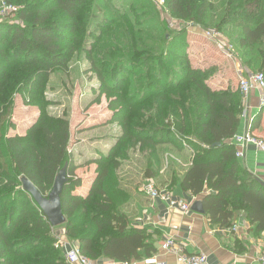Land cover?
<instances>
[{
    "label": "trees",
    "instance_id": "trees-1",
    "mask_svg": "<svg viewBox=\"0 0 264 264\" xmlns=\"http://www.w3.org/2000/svg\"><path fill=\"white\" fill-rule=\"evenodd\" d=\"M6 1L20 6L16 15L22 24L0 21L1 99L23 89L35 98L48 75L66 65L79 41L83 47L91 43L87 58L99 80V95L114 97L108 104L110 122L120 123L122 130L107 154L89 161L97 168L84 195L78 193L82 178L76 176L78 166L67 150L70 128L65 117H50L38 104L41 114L25 136L4 138L0 133V264H68L53 245V227L20 182L26 177L46 196L65 163L67 179L60 194L64 235L78 243L79 252L92 260L125 263L155 253L151 234L132 227L118 203V196L125 201L128 195L116 177L117 156L131 147L147 155L152 172L146 170V175L153 180L159 149L164 148L163 158L188 151L190 164L179 179L172 175L171 185L178 181L194 196L207 190L202 204L211 223L229 227L233 211L242 210L264 234V186L241 166L230 141L238 132L242 100L237 90H212L207 84L210 71L189 64L186 30L166 31L158 18L154 26L132 23L131 9L118 18L102 10L101 0ZM132 1L128 8L137 2L143 14L155 17L151 0ZM164 6L174 20L204 29L211 25L210 0H164ZM213 25L223 32L240 27L236 41L256 50L261 70L256 72L264 74L259 43L264 40V0H229ZM148 30L158 38L145 34ZM116 37L118 44H109ZM105 47L111 51L96 60L93 50ZM244 64L249 68L252 60ZM261 115L251 122L250 133L256 137Z\"/></svg>",
    "mask_w": 264,
    "mask_h": 264
},
{
    "label": "rangeland",
    "instance_id": "rangeland-1",
    "mask_svg": "<svg viewBox=\"0 0 264 264\" xmlns=\"http://www.w3.org/2000/svg\"><path fill=\"white\" fill-rule=\"evenodd\" d=\"M128 1L101 0V7L103 11H109L113 16H118V18L124 12H128V9H131L133 16L132 23L137 24L138 22H142L146 27L151 26V24L154 26L157 23L156 18H158L165 26L163 28L166 31L186 30V42L188 45L185 51L188 54L189 64L192 67L210 71L211 75L207 82L211 81L212 84V81H216L219 66L225 64L222 58L230 59L221 53L212 41L208 40V37L205 35L207 31L217 32L221 43V50L231 54L237 61H241L242 65L245 60L251 59L252 65L249 68L244 64L249 71H261L256 50L253 49L251 51L247 46L241 47L236 41L240 35V27L235 26L234 29L233 27H229L228 29L230 30L223 32L213 25L223 14V9L228 6L229 0H210L213 7L210 15H213V17L209 20L211 25L206 29L199 25L174 20L164 8V0H151L155 6L153 10L155 11V17H150V13L148 15L143 14L142 9L137 7V2H133L134 0L132 1V7L128 8ZM231 1L233 2V0ZM104 2L106 4H103ZM7 22L22 24L17 18L16 13L10 15ZM145 34H151L155 38L159 36L158 33L153 34L151 30L145 31ZM107 39H109L108 36ZM114 41L118 44L119 39L117 37L110 39L109 44H114ZM261 42L260 48H264V40L262 41L261 39L259 43ZM81 43L83 41H79L76 52L69 57L63 68L53 70L48 75L47 80L43 82L35 98L29 95V89L12 93L6 101L0 97V107L2 108L0 110V124L2 126L0 133H3L4 138L25 136L27 129L41 114L38 104H43L46 114L50 117H65L68 120L70 128V139L67 150L78 166L75 174L81 177L83 182L78 193L85 194V189L82 187L89 186L93 179L94 171L97 168L96 163L89 164V161L108 153L116 138L120 135L122 127L118 122H110L112 113L108 108V104L114 97L107 96L104 93L99 95V80L92 68L91 60L87 58V51L90 50L91 43L84 44V47ZM117 46L119 48L122 45ZM202 50H204L205 55H203ZM110 51L109 47L100 50L95 48L92 56L98 60L103 54L106 55ZM112 51L117 50L112 49ZM246 52L249 53L246 55ZM97 66H99V62L94 63V67ZM104 70L105 68L103 72ZM235 90L238 91V95L243 100L238 90L237 80ZM242 117L243 115L241 114ZM125 149L117 156L119 164L115 173L119 181V187L128 195L127 199L123 200L124 202L121 196H118V203L120 209L128 214L131 212L133 199L136 197L139 187H141L143 181L148 177L146 170L152 172V169L151 165L149 166L146 154L139 152L135 147ZM124 153H128L127 157ZM163 153H165L164 148L162 150L159 149L157 158L160 156L161 160L154 178L159 182L157 184L158 187L160 185L162 186L161 188L166 189L163 186H171L172 174L176 170L174 167L178 165L180 167L181 163L171 160L170 155H166L163 158ZM188 158L189 156L179 157L182 163ZM60 230H64V225L53 227L52 237L54 238V243Z\"/></svg>",
    "mask_w": 264,
    "mask_h": 264
},
{
    "label": "crops",
    "instance_id": "crops-1",
    "mask_svg": "<svg viewBox=\"0 0 264 264\" xmlns=\"http://www.w3.org/2000/svg\"><path fill=\"white\" fill-rule=\"evenodd\" d=\"M208 40L212 41L217 48L219 47L220 43L218 42H220V39L208 38ZM218 49L230 59L222 58L225 64L219 66L216 81H212V84L210 81L207 84L212 90L229 89L234 91L238 75H244L251 71L244 64L243 66L241 61L239 62L235 57H232L231 54L226 53L221 48ZM202 53L205 55L204 50H202ZM259 95L260 91L255 88L249 93L245 104L246 116L240 118L237 133L243 132L248 119L253 120L261 111L260 122L253 132L264 139V108L259 107ZM234 146L236 150L239 147L235 144ZM243 153V157H236L239 163L264 186V151L257 150L254 145L247 144L243 148ZM169 155L171 160L181 163L180 167L179 165L174 167L176 170L172 174L178 178L188 168L191 154L188 151L185 153L172 151ZM181 156H189V158L182 163L179 159ZM154 180L157 184L159 183L156 179ZM167 186L164 185L163 187L169 190L174 197L181 198L189 203L188 211L183 212L176 207L169 208L165 202L158 199L150 200L139 187L137 195L133 199L131 212L127 214L132 227L146 228L148 230L156 252L149 257L132 260L128 263L100 258L96 260V264H155L156 262L181 264L183 256L196 253H203L206 256L205 264L259 263L260 253L264 250V234L255 230V224H251L248 221L244 211L234 210L230 220L231 225L225 228L211 223L204 209L203 213H200L191 208L196 201H200L202 204V198L208 193L207 190L194 196L182 190L178 181L172 184L170 188ZM88 187H82L85 189V194L88 191ZM167 238L174 241V249L163 250L161 248V244Z\"/></svg>",
    "mask_w": 264,
    "mask_h": 264
},
{
    "label": "built area",
    "instance_id": "built-area-1",
    "mask_svg": "<svg viewBox=\"0 0 264 264\" xmlns=\"http://www.w3.org/2000/svg\"><path fill=\"white\" fill-rule=\"evenodd\" d=\"M163 1V0H162ZM20 6L13 5L6 0H0V21H7L8 17L13 13H17ZM205 35L210 39L218 40V33L214 31H207ZM220 43V42H218ZM221 44V43H220ZM219 44L218 48H221ZM238 90L243 97V117L246 116V100L252 89H258L260 91L258 103L260 108H264V74L261 72H248L247 74L238 75ZM252 119H248L246 128L241 133H236L231 138V141L239 146L235 151V157H243V148L247 144L254 145L257 150L264 151V139L254 136L250 133ZM141 191L149 197L150 200L158 199L167 204L169 208L176 207L179 210L186 212L189 210V203L181 198H176L173 194L160 186L153 179H145L141 185ZM54 246L59 248L68 264H96V260H92L79 252L78 243L76 241H69L65 235L64 230H60L55 240ZM175 243L172 239L167 238L161 244L163 250L174 249ZM206 256L203 253H196L187 256H183L181 264H205ZM258 264H264V250L260 253ZM165 264V263H155Z\"/></svg>",
    "mask_w": 264,
    "mask_h": 264
},
{
    "label": "water",
    "instance_id": "water-1",
    "mask_svg": "<svg viewBox=\"0 0 264 264\" xmlns=\"http://www.w3.org/2000/svg\"><path fill=\"white\" fill-rule=\"evenodd\" d=\"M66 167L67 163L57 172L52 187L46 196L42 195L29 179L24 176L20 178L22 189L31 196L35 204L47 218L51 227H57L65 223V217L61 208L60 194L67 179ZM191 208L197 212L203 213L200 201L194 202Z\"/></svg>",
    "mask_w": 264,
    "mask_h": 264
}]
</instances>
